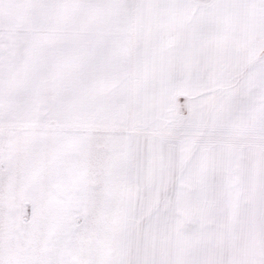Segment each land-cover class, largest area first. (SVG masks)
Returning a JSON list of instances; mask_svg holds the SVG:
<instances>
[{"label":"snow or ice","instance_id":"obj_1","mask_svg":"<svg viewBox=\"0 0 264 264\" xmlns=\"http://www.w3.org/2000/svg\"><path fill=\"white\" fill-rule=\"evenodd\" d=\"M0 264H264V0H0Z\"/></svg>","mask_w":264,"mask_h":264}]
</instances>
